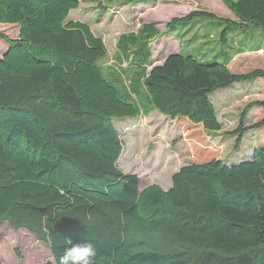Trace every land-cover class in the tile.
I'll return each mask as SVG.
<instances>
[{
	"label": "trees",
	"instance_id": "16d2710c",
	"mask_svg": "<svg viewBox=\"0 0 264 264\" xmlns=\"http://www.w3.org/2000/svg\"><path fill=\"white\" fill-rule=\"evenodd\" d=\"M101 1L0 0V24L18 27L16 38L0 33V223L35 235L51 252L46 264L83 241L96 245L95 264H264V144L236 163L184 165L166 190L141 189L118 165L124 144L114 125L156 110L219 132L211 95L264 79V68L232 73L234 55L246 50L238 43L222 61L181 50L153 65L162 33L144 23L118 36L104 71L103 39L69 18L81 3ZM220 1L234 19L195 10L167 30L183 36L198 26L189 41L226 48L236 31L264 30V0ZM253 107L264 102H250L228 132L235 150L264 125H246Z\"/></svg>",
	"mask_w": 264,
	"mask_h": 264
},
{
	"label": "rangeland",
	"instance_id": "374dc122",
	"mask_svg": "<svg viewBox=\"0 0 264 264\" xmlns=\"http://www.w3.org/2000/svg\"><path fill=\"white\" fill-rule=\"evenodd\" d=\"M195 9L207 10L224 18L232 14L220 0H148L136 4L126 3L125 0H102L100 3H81L78 9L70 12L69 18L88 23L93 33L103 39L107 54L99 64L104 71H108L113 65L118 36L137 30L145 22H152L162 32L151 45L153 65L161 64L169 53L176 52L179 48L204 58L219 52L221 54L217 59L222 61V52L229 57L238 43L250 50L237 54L232 59L229 65L232 73L264 68V49L251 50L257 46L264 47L262 29L236 31L232 42L234 45L229 43L232 48L217 44V39L211 44L201 45L198 38L189 41L191 36H186L187 33L181 39L171 36L166 27L170 19L185 16ZM231 18H234L233 14ZM0 33L11 39L16 38L18 27L0 24ZM6 49V42L0 39V57ZM257 89L261 91L257 92ZM140 98L143 100V97L138 96ZM211 99L222 123L219 132H207L200 125H193L186 119H170L156 110L146 117L114 120L124 144L118 160L121 170L135 174L141 189L156 184L166 190L171 186L173 173L184 165L211 159H221L228 164L236 163L246 159L254 148L264 144V125L244 134L241 145L236 150L235 136L228 134L237 127L239 114L250 102H264V79L234 83L215 91ZM263 119L264 108H250L246 125L260 123ZM51 260L49 248L35 235L24 229L13 230L7 223H0V264H44Z\"/></svg>",
	"mask_w": 264,
	"mask_h": 264
},
{
	"label": "clouds",
	"instance_id": "9594fccd",
	"mask_svg": "<svg viewBox=\"0 0 264 264\" xmlns=\"http://www.w3.org/2000/svg\"><path fill=\"white\" fill-rule=\"evenodd\" d=\"M97 247L89 241L71 243L60 258L59 264H95Z\"/></svg>",
	"mask_w": 264,
	"mask_h": 264
},
{
	"label": "crops",
	"instance_id": "0c3cea01",
	"mask_svg": "<svg viewBox=\"0 0 264 264\" xmlns=\"http://www.w3.org/2000/svg\"><path fill=\"white\" fill-rule=\"evenodd\" d=\"M147 1H148V0H147ZM147 1H146V2H147ZM195 10H202V9H195ZM195 10H192V11H195ZM189 13H190V12H189ZM230 13H231V12H230ZM185 15H187V14H185ZM231 16H232V14H231ZM231 16H230V17H227V18H229V19H234V18H231ZM175 17H182V16H175ZM175 17H172L171 19H173V18H175ZM233 17H234V16H233ZM171 19H170V20H171ZM78 21H81V20H78ZM82 22H84V21L82 20ZM145 23H150V22H145ZM151 23H152V22H151ZM143 24H144V23H142L141 26H142ZM141 26H139L138 28H140ZM154 26H156V25L154 24ZM196 26H197V25H196ZM90 27H91V26H90ZM138 28H137V29H138ZM156 28H157V27H156ZM194 28H195V29H194V30L191 29V31H190L189 33H187L186 36H191V37H192L193 34H194V31L198 30V26H197V27H194ZM91 29H92V28H91ZM157 29H158V28H157ZM158 30H159V29H158ZM192 30H193V31H192ZM135 31H136V30H135ZM159 31H160V30H159ZM183 31H184V30H182V32H183ZM160 32H161V31H160ZM161 33H162V32H161ZM169 34H171V36H175V37L181 39V35H179L180 33H179V34L177 33V29H175L174 31H171V32L169 31ZM95 35H96V34H95ZM99 37H100V36H99ZM117 39H118V38H117ZM180 39H179V40H180ZM187 39H188V38H187ZM213 39H214V38H213ZM188 40H190V38H189ZM202 41H204V40L199 39V42H200L201 45H203V43H204V42H202ZM116 42H117V41H116ZM181 42H182V41H181ZM235 42H236V41H235ZM115 45H116V43H115ZM115 47H116V46H115ZM242 47H243V46H242ZM255 49H256V47L253 48V49H251V50H255ZM181 50H183V49H182V48H179L178 51H176V52H171V53H169L168 55L173 54V53H179ZM248 50H250V49H247V48H246L245 51H248ZM245 51H242L241 53H243V52H245ZM217 53H219V52H216V54H217ZM239 54H240V53H239ZM168 55H167V56H168ZM236 55H237V54H236ZM236 55H234V57H235ZM167 56H166V57H167ZM209 56L212 57L213 54H211V55H209ZM216 56H217V55H216ZM234 57H233V58H234ZM162 62H163V61H162ZM229 65H230V64H229ZM229 65H228V68H229ZM241 73H245V72H241ZM249 82H251V81H249ZM239 83H241V82H239ZM242 83H243V82H242ZM233 85H234V84H233ZM257 85H258V84L256 83V86H257ZM224 89H225V88H224ZM259 89H260V88H259ZM259 89H257L256 91H257V92L261 91V90H259Z\"/></svg>",
	"mask_w": 264,
	"mask_h": 264
},
{
	"label": "water",
	"instance_id": "95a60500",
	"mask_svg": "<svg viewBox=\"0 0 264 264\" xmlns=\"http://www.w3.org/2000/svg\"><path fill=\"white\" fill-rule=\"evenodd\" d=\"M47 263V262H46ZM46 263H44V264H46Z\"/></svg>",
	"mask_w": 264,
	"mask_h": 264
}]
</instances>
